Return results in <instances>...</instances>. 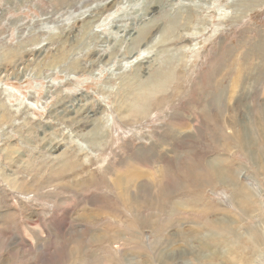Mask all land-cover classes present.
<instances>
[{"label":"rangeland","instance_id":"obj_1","mask_svg":"<svg viewBox=\"0 0 264 264\" xmlns=\"http://www.w3.org/2000/svg\"><path fill=\"white\" fill-rule=\"evenodd\" d=\"M263 112L264 0H0V264H264Z\"/></svg>","mask_w":264,"mask_h":264},{"label":"bare ground","instance_id":"obj_2","mask_svg":"<svg viewBox=\"0 0 264 264\" xmlns=\"http://www.w3.org/2000/svg\"><path fill=\"white\" fill-rule=\"evenodd\" d=\"M102 9V10H101ZM100 10H99V12L101 11H103L104 12V10L106 11L108 8H104V6H103V8H101ZM98 12V13H99ZM103 14V13H102ZM243 19V18H242ZM141 22V21H140ZM154 23H155V21H153L152 20V23H151V25L150 26H152L153 27V25H154ZM158 24V23H157ZM156 27V26H155ZM127 29H128V27H127ZM126 29V30H127ZM149 29H150V27H149ZM125 31V30H124ZM144 31V30H143ZM148 32V31H147ZM144 33V32H143ZM146 33V32H145ZM129 35V34H128ZM130 36V35H129ZM177 36V35H176ZM68 41V39H66V42ZM161 42V41H160ZM166 43V42H165ZM160 46V45H159ZM248 65V64H247ZM247 70V69H246ZM124 92V91H123ZM153 92V91H152ZM141 93V92H140ZM232 96H233V94H232ZM156 97V96H155ZM154 97V98H155ZM252 97V96H251ZM215 98V101L216 102H218L220 99L222 100V98H220V97H214ZM217 99V100H216ZM144 100V102H142V103H140L139 105H136L134 102H129V106H128V111H127V114H128V116L131 114V116H134V117H137V118H139L138 119V121H142V120H144V118H143V116L146 114V112H147V98H144L143 99ZM240 100V99H239ZM150 101V100H149ZM154 101V100H153ZM146 102V103H145ZM241 102V101H240ZM155 103V102H154ZM253 103L254 102H252L251 104H252V106H253V108H254V111H255V114H256V111H258V109H256V107H254V105H253ZM66 104V103H65ZM208 104V102H206V105ZM233 104H236L235 105V109H233L232 107V105H230V103H228L227 102V104H226V108H227V110L228 111H230L232 114L231 115H234L233 116V120L231 121V123L230 124H232L233 125V123H234V125L232 126L233 128H230L232 131H233V133H234V138H232V140L236 143V146H238V147H241V149L243 150V152L244 153H251V155L255 158V157H259L260 156V154H261V152L260 153H255V155H254V152H251V150H250V147L251 146H254L255 145V142H254V136H253V132H255V131H258V129H253V128H250V127H247V126H245L244 124H242L240 121V119H246V118H248L249 116H247L248 115V112H249V110H251V112H252V107H251V105H249L248 107H247V110H246V112H243L242 111V116H240L238 113L239 112H241V108L243 107L242 105H239V103H238V101H235ZM65 107V106H64ZM127 107V106H126ZM210 107L211 108H215L214 107V104H212V105H210ZM238 107V108H237ZM211 108H209L208 106H204V108L203 109H201L200 110V112H202L203 113V115L205 116V117H209L210 118V116H209V111H210V109ZM66 110V109H65ZM224 110V109H223ZM214 111V110H213ZM253 113V112H252ZM264 113V112H263ZM125 114H126V112H125ZM166 115V114H165ZM261 116V115H260ZM2 117V116H1ZM0 117V118H1ZM82 117V116H81ZM4 118V117H3ZM131 118V117H130ZM219 118V119H218ZM220 118H221V115H220V111L218 112V114L216 115V114H212V117L210 118V120H211V122L215 125V126H217V123L218 124H220V126H222L221 124H222V122L221 121H219L220 120ZM252 118V117H251ZM129 119V118H128ZM218 119V120H217ZM63 121H65L64 119H62ZM61 120V121H62ZM224 120V119H223ZM94 121V120H93ZM64 123V122H63ZM178 125V124H177ZM212 125V124H211ZM219 127V126H218ZM230 127V126H229ZM235 127H238V129L237 130H235ZM262 127V126H261ZM188 128V127H187ZM191 128V127H190ZM214 128V127H213ZM213 128H211V129H213ZM216 129V128H215ZM218 129V128H217ZM263 130H264V128H263ZM29 131V130H28ZM75 131H76V129H75ZM208 131V130H207ZM79 132H80V130H79ZM264 132V131H263ZM173 133V132H172ZM187 133V132H186ZM256 133V132H255ZM250 134H252V136H249ZM262 134H264V133H262ZM261 134V135H262ZM182 135V134H181ZM189 135V134H188ZM208 135H209V133H208ZM258 135H259V133H258ZM91 136V135H90ZM225 136V135H224ZM97 137V136H96ZM216 137V136H215ZM182 138V137H181ZM190 138V137H189ZM211 138V137H210ZM221 138V137H220ZM214 139V138H213ZM106 140V139H105ZM189 140V139H188ZM193 140V139H192ZM213 141H215V140H213ZM186 144H187V141H184ZM193 142V141H192ZM218 142V141H217ZM178 143V142H177ZM197 143V144H196ZM195 144H194V146L195 145H198V142H196ZM185 144V146H187ZM219 144V143H218ZM105 145V144H104ZM99 146V145H98ZM184 146V147H185ZM183 147V146H182ZM199 146H197V148H198ZM181 148V147H180ZM196 148V147H195ZM209 148V147H208ZM74 149V148H73ZM210 149V148H209ZM212 149V148H211ZM260 151V150H259ZM65 152V151H64ZM191 152V151H190ZM197 152V151H196ZM198 153V152H197ZM85 154V153H84ZM183 155V154H182ZM262 155V154H261ZM53 156V155H52ZM77 156V155H76ZM195 156V155H194ZM263 156V155H262ZM83 157V156H82ZM81 157V158H82ZM69 158L70 157H67L66 156V158H64L61 162H60V169L59 170H63V171H65V172H63V173H67V174H70V173H73V170L74 169H79V168H81V166H82V162H80V160H79V162H78V159L77 158H74V157H71V159L69 160ZM188 160V159H187ZM190 160V159H189ZM260 160H261V158H260ZM118 161V160H117ZM54 162V161H53ZM79 163V164H78ZM203 166H202V168L204 169V167H205V163H204V161H203V164H202ZM116 166V165H115ZM186 169H188L189 170V174H192V169H194L192 166H191V164L186 168ZM201 169V168H200ZM58 170V169H57ZM53 171V170H52ZM118 172V171H117ZM120 172V171H119ZM67 174H65V175H67ZM116 174V173H115ZM207 175V177H209L210 176V174H208V170H207V168H205L204 169V172L203 173H200V178H199V180H201L202 178H203V176L204 175ZM65 175H63V176H65ZM62 176V177H63ZM191 176H193V178H194V180L191 182L192 184H196L197 182H195V180H196V178L198 177V174L197 173H195V174H192ZM110 178V177H109ZM118 178H119V176H118ZM76 179V178H75ZM74 178L72 179V181H74L75 180ZM109 183L110 184H108V183H104L103 184V187H108V188H112L113 190H114V187H119L120 186V183L121 182H119V181H116V180H110L109 181ZM22 188H23V186H22ZM22 188H20V191L22 190ZM123 188V187H122ZM143 188V187H142ZM24 189V192L26 193L28 190L27 189H25V188H23ZM60 191H62L63 190V192L65 191V190H67V187H66V185L64 184V185H60V187L58 188ZM142 191H143V193H145V192H147V189L144 187L143 189H142ZM156 195V194H155ZM118 196H121V198L123 199V197H122V195L120 194V195H117V197ZM42 197V196H41ZM241 199V198H240ZM123 203L125 204V201H124V199H123ZM250 204V203H249ZM115 205V204H114ZM143 205H146V204H143ZM54 206V205H53ZM106 208L105 207H103V209L105 210V211H103L100 215H107V213H108V209H109V207H110V203H109V201H106ZM116 206V205H115ZM125 206V205H124ZM117 210V209H116ZM126 210V209H125ZM110 211V210H109ZM102 217V216H101ZM9 221V220H8ZM12 221V220H11ZM110 222V221H109ZM13 223V222H12ZM11 225V224H10ZM100 225V224H99ZM108 225V224H107ZM101 228V227H100ZM98 229V228H97Z\"/></svg>","mask_w":264,"mask_h":264}]
</instances>
